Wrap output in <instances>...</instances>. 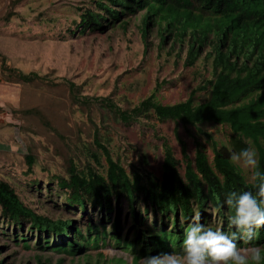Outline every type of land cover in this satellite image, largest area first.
Listing matches in <instances>:
<instances>
[{
  "label": "trees",
  "instance_id": "trees-1",
  "mask_svg": "<svg viewBox=\"0 0 264 264\" xmlns=\"http://www.w3.org/2000/svg\"><path fill=\"white\" fill-rule=\"evenodd\" d=\"M23 1L10 0L0 23L8 25L16 17L14 8ZM89 3L79 20L67 29L71 37L105 34L115 28L126 31L127 18L143 12L140 30L145 54L152 46L147 42L151 34L148 29L156 27L157 51H164L170 40L167 55L176 50L179 59L185 46L186 67H192L209 47L203 61L211 62L210 77L203 78L185 102L162 105L153 92L133 106L125 97L116 102L111 95L87 96L83 84L58 79L54 72L43 74L14 68L0 54V79L22 86L29 95L28 101H24V92L21 109L11 111L19 125L7 126L18 132L25 147V155L16 167L27 183L24 185L34 192H41L42 185L48 196L54 189L66 211L79 210L84 215L80 220L83 231L74 227L70 219L50 220L47 213L40 211V205L32 208L13 182L0 177V232L7 237L12 234L15 242L29 250L28 237L22 232L12 233L14 229L22 231L28 224V236L36 235V248L71 257L89 251L92 245V250H98L108 236L119 250L130 253L137 262L146 254L179 251L184 226L194 205L201 223L230 231V212L224 203L227 193L254 190V181L248 182L230 162V153L254 147L264 170V0H89ZM198 93L205 94V98L195 103ZM103 113L111 117V123L125 128L137 125L141 130L155 132L162 141L160 178L147 173L146 157L135 146L119 144L113 155L109 134L118 139L123 136L105 124ZM168 123L174 124L181 161L175 159L167 141L157 136V125ZM207 125L226 127L230 132L228 143L219 144L203 133L201 127ZM180 128L194 144L193 160L187 156L186 144L178 136ZM200 137L211 147V162ZM127 151L138 154L139 173L132 170L128 175L122 167ZM7 158L9 155L0 154V163L6 164ZM102 159L107 164L105 176L96 174ZM182 164L183 179L178 173ZM15 166L10 162L7 168ZM121 199L128 204L129 222L122 239L123 224L119 217L111 219L116 210L112 200L119 214ZM89 209L91 213L97 212V225L91 223ZM211 209L215 214L213 222ZM110 220L111 232L107 234L105 226ZM252 244L264 245V228L258 230ZM243 245L248 246L241 241L240 246Z\"/></svg>",
  "mask_w": 264,
  "mask_h": 264
},
{
  "label": "rangeland",
  "instance_id": "rangeland-1",
  "mask_svg": "<svg viewBox=\"0 0 264 264\" xmlns=\"http://www.w3.org/2000/svg\"><path fill=\"white\" fill-rule=\"evenodd\" d=\"M9 1L0 0V17L8 12ZM87 7H90L89 0H24L14 8L16 17L8 25L0 23V54L4 55L9 65L14 68H23L27 72L38 71L43 74L49 71L54 72V76L58 79L67 78L77 84H83L84 94L87 96L107 97L111 95L116 102L125 97L133 106L139 104L153 92L156 100L162 105L185 102L203 78L209 79L211 62L203 61L204 54L210 52L209 47L203 50L192 67H186L184 66L185 46L179 59L176 58V50L171 55H167L171 45L170 40L167 41L165 50L158 52L156 49L159 41L157 28L150 27L148 30L151 34L147 42L152 46L149 47L146 54L144 53L140 30L143 12H137L127 18L129 24L126 31L115 28L105 34L95 32L85 36L75 34L71 37L67 29L72 27L73 21L79 20L80 14ZM156 82H158L157 88L155 87ZM25 91L20 85L6 84L0 79V109L3 110L0 114V154L9 155V158L5 159L7 160L6 164L0 163V177L8 182H13L19 192L26 197V203L32 208L36 209L40 205V211L47 213L50 220L70 219L74 222V227L83 231L80 220L84 215L81 216L79 210L66 211L61 206L60 198L57 197L54 189L51 190L50 196L47 195V191L42 185L40 186L41 192L28 190L24 185L27 184L26 181L17 169L21 161L20 158L25 155V147L18 132L8 127L19 125L12 117L11 111L12 109H21V100ZM28 97L29 95L27 96V92H25L24 101H28ZM42 98L41 94L40 99ZM204 98L205 94L198 93L195 95L194 101L200 103ZM57 110L64 111V108ZM48 111H52L51 108ZM94 116L100 120L98 113L94 112ZM103 118L106 125H111L125 138V140L123 137L118 139L114 134H109L113 143L110 147L114 152L113 155L116 154V147L120 146L119 144L135 146L146 157L147 166L145 169L147 173L160 178L163 164L162 141L157 139L155 132L141 130L137 125L125 128L118 123H111V117L105 113H103ZM201 129L203 133L211 135L214 141L219 144L225 145L229 141L230 132L226 127L207 125ZM101 133L105 134L104 131ZM156 133L158 137L167 141L175 159L181 161V147L174 133V124L157 125ZM178 136L186 144L187 156L193 160L195 148L191 139L187 137L182 128L179 129ZM200 140L211 162L213 158L211 147L206 144L204 138L200 137ZM125 156L127 159L122 162V167L126 173L131 175L132 170L139 173L138 169L141 166L138 154L127 151ZM10 162H14L17 166L7 168ZM2 165H6V167L4 168ZM105 169H107V164L102 159L96 174L105 176ZM239 169L247 181L251 182V173L248 170ZM184 170V164L181 165V168L178 166L181 179L184 177ZM38 178L43 181L42 175H39ZM119 205L120 213L118 214V207L112 200V206L116 210L113 211L111 219L119 217L120 224H123V231L120 234V239H122L129 226V222H127L128 204L121 199ZM209 211L213 221L215 214L212 209ZM191 213L193 218L197 216L195 207ZM87 215L90 217L91 223L97 225V212L91 213L89 209ZM198 215L200 216V213ZM110 225L111 221L106 222L107 234L111 232ZM218 227L217 225L215 229H219ZM21 232L22 235L28 237L29 250L25 249L19 241L15 242L12 234L9 233L7 237L0 232V264H138L134 256L123 249L119 250L108 236L104 242L105 245L100 243L98 250H92V245L89 251L77 257H71L51 250L43 251L36 248V235L28 236V224L23 227L22 231L14 229L12 233Z\"/></svg>",
  "mask_w": 264,
  "mask_h": 264
},
{
  "label": "clouds",
  "instance_id": "clouds-1",
  "mask_svg": "<svg viewBox=\"0 0 264 264\" xmlns=\"http://www.w3.org/2000/svg\"><path fill=\"white\" fill-rule=\"evenodd\" d=\"M229 159L233 165L248 170L254 181V190L230 191L225 197L231 230L214 229V224L211 227L201 223L198 213L195 218L192 214L184 226L179 251L146 254L138 258V264H264V245L252 244L258 230L264 228V170L258 151L246 147L232 151ZM241 241L248 246H240Z\"/></svg>",
  "mask_w": 264,
  "mask_h": 264
}]
</instances>
